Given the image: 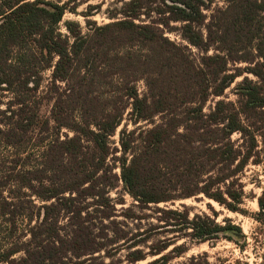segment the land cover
I'll use <instances>...</instances> for the list:
<instances>
[{
	"label": "trees",
	"instance_id": "obj_1",
	"mask_svg": "<svg viewBox=\"0 0 264 264\" xmlns=\"http://www.w3.org/2000/svg\"><path fill=\"white\" fill-rule=\"evenodd\" d=\"M73 1L0 0V94L13 96L0 109V264L101 258L120 239L103 225L117 213L109 193L119 182L135 202L122 209L127 220L177 191L234 212L238 176L249 163L264 165V0L215 9V0H118L111 22L86 21L82 33L66 21L60 33ZM237 79L235 100L221 99ZM125 114L133 129L123 126L112 148ZM257 205L264 218V193ZM167 212L198 243L241 236L228 220ZM142 259L137 251L128 262Z\"/></svg>",
	"mask_w": 264,
	"mask_h": 264
},
{
	"label": "rangeland",
	"instance_id": "obj_2",
	"mask_svg": "<svg viewBox=\"0 0 264 264\" xmlns=\"http://www.w3.org/2000/svg\"><path fill=\"white\" fill-rule=\"evenodd\" d=\"M58 4L67 2V0H43ZM118 0H74L68 7L71 11H66L58 24L60 33H65L63 23L66 21L76 22L82 29V33L87 32L86 21L93 26H101L111 22L108 15L114 8H119L121 3ZM128 1V0H123ZM222 0H215L210 9L224 7ZM90 7V8H89ZM204 14L208 15V11ZM87 15V16H83ZM144 20V19H141ZM171 40L179 43L180 38L176 33L166 34ZM194 57L197 58L198 52L191 48ZM49 72H43L41 75L40 87L37 96H41L46 91ZM251 78V77H250ZM237 79L225 92L226 101H234L235 95L232 93L234 84L239 82ZM139 94L144 93L142 82L137 83ZM13 96L10 93L0 94V109L10 102ZM212 105L209 101L205 105L207 112ZM43 115L49 111L48 103H43L40 107ZM126 126L128 130L133 129L126 120V114L121 126L117 129L116 135L110 139L112 148H118V131ZM144 128H149L146 123L140 124ZM71 135L70 133H68ZM236 136H233V139ZM119 153L113 155L118 157ZM112 164V157L109 158ZM114 174L119 175V168H114ZM237 182L241 187V203L237 205V211H229L218 205L212 200H208L201 194L190 198H181L177 191L173 195V200L158 205H149L142 210L136 209L138 219L135 221L127 220L123 217L122 209L135 205V202L126 194L122 183L109 193V197L115 204L116 212L110 220L103 222L108 227H117L119 229L116 235L120 239L113 238V234L108 232L109 239L117 241L111 247L106 248L100 254L97 260L91 259L89 264H150L162 257H167L166 264H191L190 259H194V264H264V218L259 216L257 198L264 193V165L248 164L243 172L238 176ZM237 189L238 187L235 186ZM117 200H122L123 204H117ZM167 210L185 213L188 220H192L195 215H207L214 219L216 223L224 225V220H228L230 225L240 229V238L229 235L230 238H219L212 243H198L190 238V229L188 227L173 226L174 217L168 214ZM113 221L114 224H110ZM182 226V225H180ZM101 233V232H99ZM232 236V237H231ZM169 242V243H168ZM168 247L155 255V251L163 244ZM176 249L181 254L177 256ZM139 252L142 260L135 263H129L133 253ZM178 251V252H179Z\"/></svg>",
	"mask_w": 264,
	"mask_h": 264
}]
</instances>
